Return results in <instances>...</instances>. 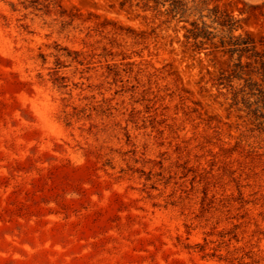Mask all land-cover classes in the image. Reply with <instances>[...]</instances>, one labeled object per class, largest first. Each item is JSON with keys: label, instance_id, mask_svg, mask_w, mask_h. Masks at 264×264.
Masks as SVG:
<instances>
[{"label": "rangeland", "instance_id": "rangeland-1", "mask_svg": "<svg viewBox=\"0 0 264 264\" xmlns=\"http://www.w3.org/2000/svg\"><path fill=\"white\" fill-rule=\"evenodd\" d=\"M181 2L0 0V264H264V0Z\"/></svg>", "mask_w": 264, "mask_h": 264}, {"label": "trees", "instance_id": "trees-1", "mask_svg": "<svg viewBox=\"0 0 264 264\" xmlns=\"http://www.w3.org/2000/svg\"><path fill=\"white\" fill-rule=\"evenodd\" d=\"M152 1L154 6H164L168 5L169 11L172 13V16L178 15L182 17V13L184 12L183 3L181 0H147ZM154 7V8H155ZM218 19V17H217ZM216 23L220 26H226V30L228 32L227 39L220 40V43L227 47V52L230 54H236L238 62L235 63V67H238L239 70L231 74L230 78L240 79L239 71L241 70V58L246 56L247 58H254V63H257L259 66L257 68V74H261L264 78V54H259L254 50V42L248 36H242L241 34L234 35L231 32L234 29V21L230 20H216ZM191 27L186 29V33L184 37L187 40H192L193 44L200 49L199 45L204 44L206 41L210 40L211 38L215 37V33L210 30L209 26L206 25L204 22L201 24L193 21L190 23ZM255 72V73H256ZM229 78V77H227ZM228 82L231 83V79H227ZM255 84V83H253ZM231 85V84H230ZM251 85V84H249ZM249 90H253L252 86H248ZM258 94L263 93L264 89L255 88ZM254 94V92H251ZM264 99V96H261Z\"/></svg>", "mask_w": 264, "mask_h": 264}]
</instances>
